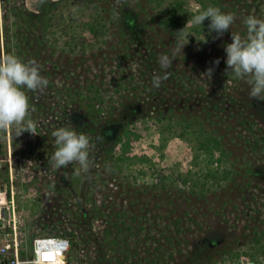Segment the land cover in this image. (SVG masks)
Segmentation results:
<instances>
[{"label":"rangeland","instance_id":"1","mask_svg":"<svg viewBox=\"0 0 264 264\" xmlns=\"http://www.w3.org/2000/svg\"><path fill=\"white\" fill-rule=\"evenodd\" d=\"M176 1L28 0V5L27 0H0V56L16 55L11 44L18 40L28 53L23 61H35L48 80L43 90L27 93L29 118L36 125L34 135L14 137L12 131L0 129V192L7 191L11 170L15 202L24 218L27 241L43 235L67 237L72 252L77 251L76 257H68L67 264H99L109 257L112 264L123 261L121 253L104 249V234L113 223H119L117 212L126 221L132 214L140 215L142 202L147 203L142 212L143 223L156 225L150 232L125 230L128 237L123 241L122 232L111 231L119 250L129 247L140 256L152 257L157 254L154 249L162 244L164 258L165 254H172L166 264H180L188 253L200 263L210 256L212 264H264V101L251 99L247 82L225 71L224 52V46L231 43V32L245 34V17L264 19V0H179L188 19L197 5L218 7L236 17L228 32L219 39L213 33L207 43H201L202 31L207 33V20L199 32L198 27L187 29L193 36L158 87L161 97L166 98L163 110L173 106L178 109L175 115L198 113L204 102L180 84L204 85L200 76H206L211 68V77L220 79L231 98L225 112H215L224 121L214 115L210 117L212 126L205 123V130L219 139L224 155L214 150L208 160L201 156L197 166L192 164L198 146V135L192 133L196 130L180 135L181 130L177 129L170 138L161 139L155 102L143 103V98L137 97L135 86L141 81L138 74H131L147 56L148 45L155 53L152 67L163 75L158 58L172 54L175 33L188 21L175 32L161 27L164 10ZM24 6L35 14L28 16ZM123 13L130 14L129 20L133 21L129 28L120 19ZM95 19L100 22L94 23ZM90 25L99 33H93ZM128 37L133 38L129 44L135 53L132 58L120 57L125 53L120 41L124 43ZM138 52L143 56H138ZM216 60L219 65L213 63ZM156 75L159 74L143 78V82L151 88ZM119 84L124 88L120 89ZM94 88L103 95L104 104L93 98ZM108 123L117 128V144L110 155L105 154L103 141ZM68 126L90 137L87 173L80 172L75 164L57 170L49 163L55 151L51 133ZM101 179L110 181L108 189L102 188ZM90 195L89 205H96L101 212L90 216V237L81 239L83 231L77 229L73 212L87 210L89 205L83 203ZM130 225L135 227L134 222ZM136 231L137 238L143 239L139 245L137 235L133 236ZM161 232L169 233L173 244L166 242ZM1 233L2 230L0 241ZM141 234L148 236L147 241ZM74 239L75 244L80 241L79 246L72 247ZM228 249L240 253L238 261ZM0 264H7L2 256Z\"/></svg>","mask_w":264,"mask_h":264},{"label":"clouds","instance_id":"2","mask_svg":"<svg viewBox=\"0 0 264 264\" xmlns=\"http://www.w3.org/2000/svg\"><path fill=\"white\" fill-rule=\"evenodd\" d=\"M206 20L207 33L202 31L201 43H207L213 33L215 39L222 37L235 23L236 17L232 13L222 12L218 7L203 8L197 5L185 27L175 33L176 46L172 54L159 56V68L163 75L153 77V88H158L162 80L167 78L168 69L173 66L175 57L183 56L182 50L188 44V38L193 36L187 29H202ZM243 23L245 34L242 36L231 32V43L224 46L225 71L233 78L247 82L251 99L264 101V19L247 16ZM213 63L219 65L220 61ZM211 74L210 68L204 75L209 77ZM47 85L48 80L41 75L35 61L24 62L11 53L0 56V129L12 131L14 137L23 133L34 135L36 125L29 118L27 93L43 90ZM51 135L55 145V151L49 159L51 167L59 170L75 164L80 172L87 173L90 167V137L72 126L58 127Z\"/></svg>","mask_w":264,"mask_h":264},{"label":"trees","instance_id":"3","mask_svg":"<svg viewBox=\"0 0 264 264\" xmlns=\"http://www.w3.org/2000/svg\"><path fill=\"white\" fill-rule=\"evenodd\" d=\"M101 2V0H99ZM109 1V0H107ZM149 2L153 3L154 0H148ZM94 7L97 9V6L94 5ZM24 10L26 12H28V16H32L33 13L29 12V9L24 6ZM98 17H100L98 15V13L96 14ZM113 16L116 15V13L114 12V14L112 13ZM120 17V16H118ZM130 18V14H121L120 19H122L124 21V23L126 24V26L131 27L133 21L129 20ZM188 19V16H186V13L183 10V4L181 1L177 0L173 5H171L168 9L164 10V16L161 19V27H163L164 30L168 31L170 30L171 32H175L177 30H179L183 24L185 23V21ZM113 20V19H112ZM100 19H95L94 23H99ZM89 25V24H87ZM89 28L91 29V31H93V33L97 34L99 33V31L93 30V26L90 25ZM141 31V30H140ZM196 31H201V29L198 27L196 29ZM130 34V29L128 30V35ZM127 35V34H125ZM124 35V36H125ZM14 37L16 38L17 36L14 35ZM140 38L142 39V37L140 36ZM133 39V38H132ZM126 38V41L123 43L122 41H120V44H123V48L125 49V53H123L122 55H120V57H128V58H132L135 51L131 50L132 47L130 46L131 44V40ZM125 40V39H124ZM13 42V41H12ZM144 44V43H143ZM143 44L141 43L140 46H143ZM11 48L14 49L16 51V56H18L19 58H21V60H25L26 58V47H24L20 41L15 40L12 44H11ZM146 51H147V56H144V61H141V65H139L138 70H132L131 74H138L139 79H140V84H137L135 86V90H137V97H142L143 98V103L145 101H151V102H155L153 105L155 107H157L158 110H156L157 112V119L158 123L160 124V128H159V132H160V137L162 138H170L171 136H173V134H175V132L177 131V129L181 130V134H184L185 132H189V130H193L196 132H192L193 134L198 135V146L196 148V152L193 156V160H192V164L194 166H197L198 163L201 162V156L203 157V160H208L211 156L212 153L214 152V150H218L220 152V155H224L223 151L220 149V142L218 138H215L213 135H211V132H208L205 130L206 125L205 123H209V126H212L214 123L213 121L210 119V117L215 115V119L220 120L221 122L224 121L223 119H220L218 114L216 115L215 112L216 111H222L225 112L226 111V106L228 103H230L231 98H229V94L226 93V91L224 90V86L221 84L220 79H218V77L212 78L211 76H213V73L211 74V76L207 77V76H200L201 77V82L204 85H200L198 84V82H187V85H190L189 87H184V84L186 85V83H181L183 85L180 84L181 87H183V90L185 91H191L192 94H196L199 95V97L201 98L200 101L204 102V105H201V108H199V114H201V116L199 117L198 113H189V114H178L175 115V113H177L178 109H174L173 106H170L167 110H163L162 108L165 106L166 104V98L165 97H161V95L163 93L160 92V90H158V88L155 90L152 87L150 88L147 85V82H143L145 81L143 78H151L152 74H154L155 72L157 74H162L161 71H157L155 69L158 68H153L152 67V59L155 57V53L153 52V50L151 49V46L147 47L145 46ZM140 51V50H139ZM137 55H141V57L143 56L142 52H138ZM25 57V58H24ZM150 61V62H147ZM29 62V61H28ZM146 62V63H145ZM138 71V72H137ZM150 74V76H149ZM148 75V76H147ZM225 75V74H224ZM147 76V77H146ZM162 76V75H161ZM223 81L227 80L226 75L223 76ZM164 80V79H163ZM178 85H173V87H177ZM192 86V87H191ZM120 89L124 88L121 84H119L118 86ZM95 92L92 93L93 98L98 101L101 102L100 104H104L105 100L103 99V95H101V92L97 90V88H94ZM118 89V88H117ZM163 89V90H162ZM162 91L165 92L167 89L166 87H164V85L162 84ZM229 98V99H228ZM93 99V100H94ZM155 100V101H154ZM94 103V102H93ZM148 103V102H147ZM123 105V104H122ZM94 105H91V107ZM126 109V107H125ZM165 111V112H164ZM167 111V114H166ZM173 113V114H171ZM206 125V126H205ZM116 126V125H114ZM113 124L108 123L106 128H105V138H104V142L106 147L104 146V152L106 155H110L112 153V150L114 148V146L117 144L115 138H116V130L117 128L114 127ZM122 128V127H121ZM197 128V129H195ZM168 134V135H167ZM102 142V141H101ZM97 144H99L98 142H93L92 145L96 146ZM98 147V146H97ZM200 171H202L201 169H199ZM108 173V172H107ZM112 174V173H111ZM114 175V174H112ZM111 175V177H112ZM160 176V175H159ZM163 177H159V179L161 180ZM112 180V179H110ZM4 182H7V179L4 178ZM100 185L102 186V188L106 187L108 189V185L110 183V181L108 180H99ZM110 197V195H108ZM134 201V199L132 200V202ZM136 201V200H135ZM91 203V195L89 196V198H87L83 205H89ZM111 204L114 205V202H111ZM141 204V203H140ZM142 207H140L138 209V211H140V215H134L132 214L131 217H129L130 221H126L127 218H123L124 216H120L118 212L116 213L117 215V219H119V223L121 224V226H119V223H113V225L105 232L104 234V243H105V248H107L108 250H113L116 251L118 253H121L123 256V261H117L118 264H166V262L168 261L169 258H172V254H165V258H164V253L161 252V248H163L162 244H159L154 251L157 252V254H154V258L149 257V256H140L138 252H135L136 249L131 250L128 247V244H126V249H121L119 247H117V245L119 246L118 240L115 238V236H113V233L116 234V230H119L120 232H122V241L123 239H126L128 237V233H125V230H127L128 232H130V230H135V229H140V231H144V232H150L151 228L153 227V225H156V223H152L151 225H149L148 223H143L144 218L141 219L142 217V212L144 211V209L147 208V203L144 204V202H142L141 204ZM101 212V209H99L96 205L92 204L89 205V208L87 210H83L80 211V213L75 209L73 212V219L75 220L77 229H80L83 231V235L84 237H82L81 239L84 238H89L90 234L88 233V224L90 223V216L96 213ZM127 212V211H126ZM125 212V213H126ZM127 214V213H126ZM130 216V213L128 214ZM120 217V218H119ZM140 217V218H138ZM130 222H134V225H130ZM168 227H166V225L164 226L163 229H167ZM160 230H162L160 228ZM112 231V232H111ZM163 231V230H162ZM137 234H139L138 231H136L133 236L135 237ZM161 235L163 236V238L166 240V242H168L169 244H173V239L172 237L168 234H164V232H161ZM143 236V238L145 239V241H147V235L145 234H141V237ZM78 237V236H77ZM138 235L136 236V245L139 243H141V240L143 241V239H138L137 238ZM140 237V235H139ZM80 239V237H79ZM80 239V240H81ZM110 239V240H109ZM108 240V241H105ZM75 239L72 241V247H76L79 246L80 241H78L76 244L74 243ZM107 242V243H106ZM134 248V247H133ZM72 249V248H71ZM159 250V251H158ZM71 253L69 252V256L68 257H76L77 256V251L72 252L73 250H70ZM230 254V256L236 261H238L240 253L238 252H233L230 249L227 250ZM146 252V251H145ZM227 252V253H228ZM203 257V255H202ZM212 258L209 256V259L205 262H201L198 260V258L196 256H193V254L188 253L187 255H185V257L181 260L180 264H212L213 262H211ZM68 263H70L68 261ZM112 264L113 263V259L112 258H107V260H101V262L99 264Z\"/></svg>","mask_w":264,"mask_h":264},{"label":"built area","instance_id":"4","mask_svg":"<svg viewBox=\"0 0 264 264\" xmlns=\"http://www.w3.org/2000/svg\"><path fill=\"white\" fill-rule=\"evenodd\" d=\"M58 2L60 0H51ZM11 167L9 159H6ZM7 191L0 192V256L7 264H67L71 250L65 236H35L27 241L23 215L18 211L11 170Z\"/></svg>","mask_w":264,"mask_h":264},{"label":"flooded vegetation","instance_id":"5","mask_svg":"<svg viewBox=\"0 0 264 264\" xmlns=\"http://www.w3.org/2000/svg\"><path fill=\"white\" fill-rule=\"evenodd\" d=\"M46 0H36V3H43V2H45ZM28 8V7H27ZM37 12L39 13V11L37 10ZM31 13H33V12H31ZM33 14H35V13H33ZM30 62V61H29Z\"/></svg>","mask_w":264,"mask_h":264},{"label":"water","instance_id":"6","mask_svg":"<svg viewBox=\"0 0 264 264\" xmlns=\"http://www.w3.org/2000/svg\"><path fill=\"white\" fill-rule=\"evenodd\" d=\"M27 4L30 5V3L28 2V0H27ZM27 7L29 8V6H27Z\"/></svg>","mask_w":264,"mask_h":264}]
</instances>
